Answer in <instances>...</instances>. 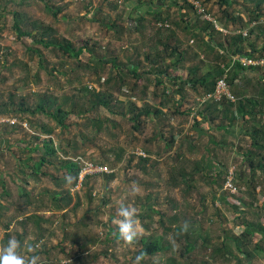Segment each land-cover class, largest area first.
I'll return each mask as SVG.
<instances>
[{
  "label": "rangeland",
  "instance_id": "rangeland-1",
  "mask_svg": "<svg viewBox=\"0 0 264 264\" xmlns=\"http://www.w3.org/2000/svg\"><path fill=\"white\" fill-rule=\"evenodd\" d=\"M111 1L113 0H0V105L9 102L10 93H14L13 101L17 110L15 115L21 124H27L21 125L22 129L16 127L0 133L2 139L0 150L3 151L0 153V177L7 183L4 189L0 182V248H3L9 238H15L20 244L19 254L25 259L37 256V264H137L135 257L142 254L141 239L166 234L165 241L170 249L153 255L142 254L138 264H188V262L202 264L203 261H211L212 251L218 245V236L224 231L226 233L224 240L232 255L238 256L233 238L242 230L244 220L233 219L232 214L238 211L234 207L220 205L214 200L213 196L217 191L212 186L213 175L210 176L209 170L216 158L206 151V147L214 146L210 143L212 138L228 139L229 143H235V139L227 131L216 129L215 125H220L222 121H219L220 124L215 123L213 128L206 126L205 129L208 131L211 129V133L198 138V134L194 133L191 127V118L175 111L179 104L177 105L173 98L167 102L163 96L164 88L172 87L173 83L165 77H157L153 71L160 67L163 70L172 63L167 61L153 67V62L146 58L147 53L151 55V60H156L154 54L156 50L161 49L155 34L158 26L154 25L152 16L145 17L147 22L143 33L134 32L128 27L132 25L133 28L136 23L129 18L132 15L134 19L144 15L142 10L145 8L142 6L135 9L137 1L125 0L120 2L121 7L115 12L110 6ZM203 1L207 2L204 5L208 8L209 14L225 29L222 19L226 6L221 5V0ZM235 1L236 15L241 16L239 15L241 13L249 19L250 12L247 7L254 5L247 4L246 0ZM161 5L164 6L163 2L155 1L152 6L156 8ZM169 5V0H165L166 10ZM58 9L61 12L55 16L54 12ZM170 12L174 18H178V7L171 6ZM15 13L23 15V19L26 20L25 29L32 31L35 36L42 33L39 27L51 28L56 31L57 38H65L76 47L84 45L87 49H93L96 53L95 60L103 56L111 58L117 55L119 61L128 66L131 62L127 57L131 56L132 61L138 63L137 73L141 74L142 81L135 80L130 75L125 82V89L119 91L117 87L110 92L113 93V110L120 113L122 109L128 108L131 101L142 107L147 100L153 106V112L158 109L159 113L143 122L140 130L136 131L133 122L119 114H113L105 107L83 116L72 114L67 120L68 127L64 129L57 126L56 121L44 113L34 115L20 111L21 105L24 108L30 105L36 107L42 99L53 96L62 104L64 99L69 97L73 104L77 105V110L83 111L91 107L82 97L83 87L99 88L101 91L103 89L99 86V76L93 67L95 60H92L88 52L78 60L70 59L66 58L63 51L48 49L35 43L33 37L20 39L13 27L16 22ZM110 13L115 15V19H111L118 23L114 29L108 28L111 21L106 16L107 14L111 16ZM184 14L188 15L185 18L191 27L197 25V15L190 6ZM119 16L121 18H118ZM103 18H106V21H103ZM198 24L203 25L202 22ZM167 32L163 30V35ZM222 32L224 35L222 37L220 34L217 35V41L210 37L205 39L217 45L229 33L226 29ZM177 35L185 42L181 51H187L188 56L182 71L176 75L181 73L186 79L194 68H199L202 74L211 70V57L201 41L202 38L191 34L184 36L180 31ZM50 39L48 36L46 42ZM123 68L127 69L126 66ZM107 72L101 71V83L103 79L109 77ZM170 72L173 73V70ZM144 73H152L148 76L150 84L148 79L145 80ZM156 78L161 79V85L157 86ZM240 84L247 85L244 80ZM144 87H148L146 96L143 94ZM185 95L186 100L179 106L180 111L184 112L193 105L194 97H199L190 85L187 86ZM99 119L103 121L102 126L96 122ZM183 124L187 128L186 133H183L185 129ZM49 127L54 129L52 137L59 149L58 160L50 157L56 160V165L59 166L61 162L69 160L79 161L82 165L100 164L107 166L108 173L114 175L113 179H110L111 174L92 176L84 183L79 178L78 185L72 189L69 188L70 185H60L61 192L69 191L73 197L71 205L64 210H56V203L50 201L51 197L46 196L44 192L59 190L56 180L66 179L65 170L57 171L56 167L46 166L43 171L49 172L52 176H40L37 180L30 174L33 162L38 160L37 155H43L32 152L37 144L43 148L44 138L37 141L35 135L46 134L43 132L44 128ZM246 129L252 131L253 125L250 124ZM173 135L175 138H172ZM195 137L201 142L194 151L188 152L187 144ZM241 137L245 138L241 144L249 145L250 138ZM146 151H150L152 156H148ZM212 152L214 156L216 151ZM181 154L183 158L179 159L177 164L174 160L176 156L180 158ZM237 157L229 152L221 156V161L227 165L235 164L240 168L243 160ZM198 166L199 172L194 175ZM182 168L185 172L184 180L178 178V172ZM25 173H29L27 178ZM216 174L218 176V172ZM222 180L221 175L217 181L222 183ZM87 181L94 190L93 199H90ZM183 181L190 182L186 185ZM26 193L37 197L46 196L45 203L25 205L30 200L23 197ZM261 193L264 194L263 184ZM230 202L231 205H235L232 204L235 203L232 200ZM238 202H242V206H235L244 207L241 198H238ZM121 204L135 209L136 219L142 228V234L131 244L119 238L118 228L112 223ZM218 209H222L220 213ZM244 211L245 214L242 216L246 221L253 223L264 221V206L254 204ZM174 213L183 218L178 226L186 225L187 220L191 221L196 214L199 215V222L203 225L211 245L204 248L200 242L193 254H187L182 258L180 254L184 251L185 241L183 238L176 240L174 236L176 226H171L172 223L162 218L172 216ZM147 214L151 215V218L142 221L140 215ZM207 219L212 222H205ZM10 221L13 222L8 228L7 224ZM162 221H165L166 227H172L171 233H166ZM181 235L184 237L183 233ZM28 245L33 246L32 251H29ZM81 245L83 247H80ZM255 245L256 242H249L247 248L251 250ZM251 260L252 264H264V253L255 252ZM237 262V259L232 257L228 263L220 264Z\"/></svg>",
  "mask_w": 264,
  "mask_h": 264
},
{
  "label": "trees",
  "instance_id": "trees-1",
  "mask_svg": "<svg viewBox=\"0 0 264 264\" xmlns=\"http://www.w3.org/2000/svg\"><path fill=\"white\" fill-rule=\"evenodd\" d=\"M122 1L125 0L111 1L110 6L114 9L113 11L118 12L119 8L121 7L120 2ZM130 1L138 2V6L135 9H138L146 5L147 3H155V1H161L165 4V0ZM207 1L209 2V0ZM246 1L247 4L254 5L247 7L248 12H250L249 19H246L245 16H243L241 13L239 14L241 16L236 15L234 8L237 2L235 0H221V5L226 6L225 14L222 20L225 29L228 30L229 33L225 35V38H222L223 41L217 43V45H213L207 42L205 38L210 37L214 41H217V35L220 34V36L222 37L224 35L223 32L218 30V28L213 22L203 20L201 17H199L196 12V8L187 0H169L170 5L167 7V10H161L159 12H147L144 15L137 16L135 19L132 18L134 17V15H132V17L129 18L131 21L134 20L132 22L136 23V26H133V28H131L132 25L128 27V29H132L134 32H144L147 22L145 17L147 15L152 16V20L155 22L154 25L158 26L155 34L158 39V44L161 45V49L156 50L154 54L156 60H151V55L147 53L146 58L148 59V61L153 62V67H158L159 64L161 65V63H165L167 61H170V63H172L166 66V68L163 70L161 67L157 70H153L157 77H165L173 83L172 87H165L162 91L163 96L165 97L167 102L168 99L173 98L174 102H176L177 105L179 104V106H181L187 98L185 95V91L187 90L188 85L191 86V89L196 91L199 97H203L207 94L214 92L217 81L223 78L226 73V70L223 68V65L225 64L227 67H230L233 62V57L235 56H246L251 59L264 58V0ZM204 3L207 4L206 1ZM171 6L178 7L179 19L174 18L171 14ZM189 6L191 9L194 10L198 18L197 25L192 27L188 24L187 19L185 18L188 15L184 14L185 10L187 9V7L189 8ZM99 10L101 11V8H99ZM59 12H61L60 9L56 10V12H54L55 16H57ZM108 14L106 18H109V20L111 21V26L109 25L108 28L114 29L116 28V26H118V23L115 20H112L115 19V15H112L110 13L112 16L111 17ZM15 17L16 22L15 26L13 27H15L20 39L33 37L35 38V43L37 44L43 45L48 49H56L63 51L67 56L66 58L78 60L85 52H88L93 58L92 60L96 59V53L93 49H87L84 45L81 47H76L75 45H73L72 42L65 38L59 39L56 37V31L52 30L51 28L39 27L42 30V33L38 36H35L32 31L25 29L26 20L23 19V15H21L20 13H15ZM106 18H103L102 20L106 21ZM118 18L121 17L119 16ZM122 19L125 20V18ZM116 20L118 21V19ZM255 21L257 23L255 25H252V23ZM199 22H202L203 25L200 26L198 24ZM231 27H233L232 30ZM246 29L249 30L248 35L244 34L243 30ZM163 30L168 31L166 35H163ZM179 31L183 33L184 36L191 34L194 37L202 38L201 41L205 45L206 49L208 50V54L211 57L210 62L212 64V69L209 70L207 73L202 74L199 68H194L193 70H191L190 74L188 75V78L186 79L183 78L181 73L176 75V73L182 71V66L188 56L187 51H181V47L184 45L185 42H183L181 37L177 35ZM48 36H50L51 39L47 40L46 42ZM127 58L128 61L131 62L128 66L123 65V62L119 61L120 58L117 55L111 58L103 56L102 58H98L97 60H95V64H93V67L94 70L96 69L95 73L99 76V81L101 84H99V86L103 89V91H101L99 88H90L91 90L88 87H83V89L81 88L83 94L82 97L84 98L85 103L91 105V107H88V109L79 111L77 110V105L73 104L74 102L71 98H65L64 103L62 104L58 102L59 100L56 99V96H53L47 97L46 99H42L40 104L36 107L30 105L24 108L23 105H21L19 107V110L34 115L38 113H44L50 116L54 121H56L57 126L64 129L68 127L67 120L72 114L76 116H83L86 115L88 112H91L93 110L97 111L98 108L105 107L113 114H119L122 117L126 118L128 121L133 122L134 129L136 131H139L143 122L149 119L152 115H157L159 111L157 109L153 112V106H151V103H149L147 100L142 107L138 106L134 101H131L129 102V106L128 108H126V110L122 109L120 113H117V111L113 110V93L110 92H113L117 87L119 91L125 89V82L130 75L135 80L142 81V76H140L141 74L137 73L139 69L138 63H134L131 59V56H128ZM123 66H126L127 69H124ZM99 69L104 72L108 71L107 73L109 77L103 79V83H101L102 78L100 77L101 71H99ZM170 70H173V73H171ZM230 73L229 74L231 75V78H229V82L238 100L236 102H232L227 98H224V100L220 102L205 104L204 108L199 111L200 119H195L193 126L199 127L203 121L215 123L216 120H220L222 121V123L220 125H217L219 130L227 131L228 134L233 135V137L238 135L240 137L245 136L246 138H250L251 141L249 143V147H247V149L245 150L241 149L243 156V164L240 167L237 180L239 187H241L243 186L242 183L245 182V179L248 178L246 182H248L249 180L250 181L246 185H248V187L250 188L252 187V189H255L254 192H256L258 188V186L255 185L256 182H258L256 178H259L260 181H262L260 183H264V179H261L264 178V68L252 67L250 69H247L241 64V62H237ZM151 74L152 73H144L145 80L148 79V76ZM241 79L245 81V83L247 84L246 86H242L240 84V82L242 81ZM148 81L150 84L151 80L148 79ZM156 84L157 86H159V84L161 85V79L156 78ZM147 89L148 87H144L143 94L145 96ZM249 91L251 92L249 93ZM104 92L108 93L104 94ZM128 94L130 95L129 90ZM9 97V102H4L0 105V116L18 117L17 115H15L17 113V110L15 109L16 103L15 101H13V99H15V94L10 93ZM85 97L89 100H86ZM198 98L195 97V99L192 101V104L197 105ZM179 106L175 108V111H179V113L181 112V114L188 115L186 111H180ZM96 122L101 123V126L103 124V121L101 119L96 120ZM250 124L253 125L252 131L251 129H246V127H248ZM16 127L20 129L23 128L21 127V125H5L2 127L4 130L0 128V132H6L9 129H16ZM238 131L239 133H237ZM43 132L46 134L35 135V139L37 141H40L41 138H44L43 148H40L39 144H37L32 149V152L37 154L41 153L43 155H37L39 156L37 157L38 160L33 162L30 174H33L34 179L36 180L40 176H52L49 172L43 171V169L46 168V166L48 168L53 166L56 167L57 171H59L60 169L65 170L67 177H72L70 182L65 178L56 180V184L59 188H61L60 185H70V189L76 187L79 183L80 173L84 165H82L79 161L74 160L63 161L61 162V165H56V160H58L57 154L59 149L56 147V142L52 137L54 134V129L51 127H49L48 129L44 128ZM172 138H175V135H173ZM0 140L2 139L0 138ZM193 141H195V139L191 138L189 143H192ZM212 143L216 147H219L216 141H212ZM209 149L210 147H206V151L208 153H211ZM50 157H53L56 160H52L50 159ZM178 159L180 158L178 157ZM144 160L146 161V159ZM217 162L219 167L215 166L214 169L210 168V174H212L213 177L217 176L216 172H218V174L220 173L221 176L222 173H224V170L226 171L229 167V164L227 165L223 161L220 162L217 160ZM198 170L199 166L194 172V175L198 174ZM178 173V178L184 180V169L182 168L181 170H179ZM28 174L29 173L24 174L26 178ZM104 174H111L110 179L114 178V175H112V173H102L98 175ZM90 177L92 176H86L82 183H84L86 180H89ZM53 179H55V177H53ZM217 179L218 176L214 180H212V183L215 184L216 188L223 189L225 179L223 178L222 183H218ZM0 182L2 183L5 189L7 187V183L5 182V179L3 177H0ZM183 182L188 185V182L190 181ZM88 184L89 183L87 181L86 185L90 190V199H93L94 190ZM241 191H243V187H241ZM44 193L46 196L51 197L50 201H54V203H56V210L66 209L68 206L71 205L73 201V197L69 191L63 193L58 190H55L53 192H49L48 190ZM49 194L52 195L50 196ZM46 196L40 195V197H37L36 195H30V193H26L23 197L26 199H30L25 203V205L32 206L36 205L37 202H41V204H44ZM222 202L226 206L234 207V209L238 211L239 207L231 205V203L226 197L222 198ZM243 204H246V201H243ZM149 208L152 209L151 206H149ZM175 209L177 210V207H175ZM218 210L220 213L221 210ZM150 218L151 215L149 214L140 215V219L142 221H146ZM162 218L164 220L167 219L169 223H172L171 226H176V231L174 229V236L176 240H181L182 238L184 239L185 248L184 251H182L180 254L182 258H184L187 254H193L198 249L200 242H202L201 244L204 248H208L211 245L210 239L207 237V234L205 235L206 232L203 228V225L199 222V215L196 214L191 219V221L187 220L186 230H183L184 226L177 225L183 219L179 217L177 213H174L172 214V216L168 217L162 216ZM235 218L236 220H244H242V230L233 238L234 245L236 246L239 255H232L230 248L224 240V238L226 237V233L223 231L222 234L218 236V245L212 251L213 255L211 261H203L202 264L228 263L232 259V257L237 259V264H252L251 259L253 258L255 252L260 251L261 253H264V223L247 222L243 218L242 214L239 212H236ZM11 222L13 221H10L7 224L8 228L11 226ZM205 222H212V220L207 219ZM162 223L165 227L164 229L166 233H171L172 227H166L167 224L164 225L165 221H162ZM181 233L184 234V237H181ZM257 234L261 236V240L259 241L256 237ZM165 236L166 234L142 238L140 241L142 245L141 253L146 256L169 250L170 246L165 241ZM252 241L256 242V245L253 249L249 250L247 248V243ZM80 247L83 246L81 245ZM188 264L191 263L188 262Z\"/></svg>",
  "mask_w": 264,
  "mask_h": 264
},
{
  "label": "built area",
  "instance_id": "built-area-1",
  "mask_svg": "<svg viewBox=\"0 0 264 264\" xmlns=\"http://www.w3.org/2000/svg\"><path fill=\"white\" fill-rule=\"evenodd\" d=\"M187 1L196 8V12L199 15V17H201L203 20L213 22L220 31H225V29L220 27L216 18H213L209 14L208 8L204 5L205 3H203L204 2L203 0H187ZM256 23L257 22L255 21L252 23V25H255ZM243 31L245 35L249 34L248 29L243 30ZM237 62H241V64L247 69H250L252 67H263L264 68V58L251 59L246 56L233 57V62L230 67H227L225 64L223 65V68L226 70V73L223 78L217 81L214 92L207 94L201 98H198L197 105L193 104L192 106L188 107L190 118L192 120L200 119L199 111L202 108H204L205 104L212 103V102H220L224 100V98H227L228 100L232 102H236L238 100L228 80L229 73L231 72V70L233 69V67L235 66ZM5 125L27 126L26 123L21 124V122H19L17 117L0 116V128H2ZM239 170L240 168H238V166H236L235 164L230 165L225 172V183L223 186V193H225L228 201L230 202V200H232L233 202H235L232 204H235L238 206L242 204L241 202H238V198H241V192H242L241 187H239L238 180H237ZM108 172H109V169L107 166L100 165V164L87 163L83 166L81 170L80 180L82 182L86 176H93V175H98V174L108 173Z\"/></svg>",
  "mask_w": 264,
  "mask_h": 264
},
{
  "label": "crops",
  "instance_id": "crops-1",
  "mask_svg": "<svg viewBox=\"0 0 264 264\" xmlns=\"http://www.w3.org/2000/svg\"><path fill=\"white\" fill-rule=\"evenodd\" d=\"M155 3H147L146 5H144L143 7L145 8L144 10H142V11H144V14L145 13H147V12H159V11H161V10H166L165 9V4H164V6H158V7H156V8H154L152 5H154ZM138 5V4H137ZM137 5H136V7H137ZM150 5V6H149ZM179 10V9H178ZM195 98V97H194ZM193 101V100H192ZM186 113L188 114V111H186ZM184 116H187V117H190L189 116V114L188 115H186V114H183ZM176 117V116H175ZM177 119H178V117H176ZM220 120H216V122L215 123H219L220 124V122H219ZM191 122H192V119H191ZM215 123H209V122H206V123H201L200 124V126L198 127V128H200V129H202V130H204L206 133H211V129H210V131H208L207 129H205V127L206 126H210L211 128H213L214 127V124ZM186 124V123H185ZM185 124H183L182 126H183V128H185L184 129V132L183 133H186V132H188V131H186V127H185ZM192 126V129H193V131H194V133H196V134H198L197 132H196V130H195V126H193V124H191ZM215 126H217V125H215ZM189 127H190V125H189ZM216 129H218V127H216ZM219 130V129H218ZM186 131V132H185ZM1 133V132H0ZM181 134V133H180ZM180 134H176V135H179V136H182V135H180ZM178 137V136H177ZM205 137V136H204ZM210 137H211V135H210ZM198 138H200L199 136H198ZM212 138V137H211ZM192 139H195V141H193L192 143H188L187 144V146H188V149H187V151L189 152H191V151H194L196 148H197V145L201 142L199 139H196V137L195 138H192ZM213 139V138H212ZM211 139V141H210V143H212V141H216V143H218V145H219V147L217 146H215L213 143V147L212 148H210L209 150L211 151V155H212V157L213 158H216L215 160H213L212 161V164L213 165H211V168L212 169H214V167L215 166H217V167H219L216 163H218L217 162V160L218 161H220L221 162V156L223 155V154H227V153H232V155L233 156H238V157H241L242 158V160H243V156H242V152H241V149H247V147H249V145H247V146H244V144H241V142H243V139H245V138H242V137H240V136H234V138L233 139H235V143H229V140L228 139H221V140H217V139H213L212 140ZM196 140H198V141H196ZM228 141V142H227ZM238 143V144H237ZM184 148H185V145H184ZM184 151V153H185V149L183 150ZM212 151H216V153H215V155L213 156V152ZM0 153H3V151H1L0 150ZM150 151H146V154L148 155V156H152V154L150 153ZM237 157V158H238ZM183 158V155L181 154L180 155V160ZM212 158V159H213ZM178 158H177V156H176V159L174 160V162H176L177 161V164H178ZM233 162H235L234 160H232ZM231 161V162H232ZM210 162H211V158H210ZM231 164H229L228 166H230ZM175 166V165H174ZM225 170H224V173L222 174V178H224L225 179ZM209 174H210V170H209ZM210 176L212 177V174H210ZM220 176V173L218 174V177ZM215 179V177H213L212 178V180H214ZM262 180L264 179V178H261ZM212 180H211V182H212ZM248 180V178L247 179H245V182H243L242 183V185L243 186H241V187H243V191L241 192V199H243V201H246V204H244V207H240V208H238V212L239 213H241L242 215H244L245 214V208H247L248 206H252V205H259V206H264V194L263 193H261V187H262V184L264 185V183H260V182H262V181H260V179L259 178H256V180L258 181V182H256V186H258V188H257V190H256V192H254V190L255 189H252V187L250 188V187H248V185H246L248 182H246ZM212 186H213V188H215V190L217 191V192H215V194H214V196H213V198H214V200L215 201H217L218 202V204L220 203V205L222 204L223 205V202H222V198H224V197H226V195H225V193H223V189L222 188H216L215 187V184H213L212 183ZM61 188H59V190L58 191H61L60 190ZM249 190V191H248ZM248 192H250V193H248ZM217 204V203H216ZM245 205H247V206H245ZM240 206H242V205H240ZM222 210V209H221ZM233 215V219H235V217H236V213H233L232 214ZM223 220V218H221V221ZM247 222H251V223H253V221H247ZM260 223V222H259ZM262 223H264V221H262ZM257 238L258 237H260V238H258V241L259 240H261V236L260 235H258L257 234V236H256ZM218 264H220V263H218Z\"/></svg>",
  "mask_w": 264,
  "mask_h": 264
},
{
  "label": "clouds",
  "instance_id": "clouds-1",
  "mask_svg": "<svg viewBox=\"0 0 264 264\" xmlns=\"http://www.w3.org/2000/svg\"><path fill=\"white\" fill-rule=\"evenodd\" d=\"M187 111L190 116L189 108ZM194 121L195 120H192L193 125ZM71 179L72 177L70 176L66 177V180L69 182ZM112 223L118 228L119 238L127 244H131L142 234V228L136 219L135 209L132 207L121 204L116 210V215L113 218ZM186 228L187 225H184L183 230H186ZM19 248V242L15 238H9L3 248H0V264H37V256L33 255L29 259H25V257L19 254ZM28 249L29 251H32L33 246L28 245ZM141 258L142 254H138L135 257V262L138 264Z\"/></svg>",
  "mask_w": 264,
  "mask_h": 264
},
{
  "label": "water",
  "instance_id": "water-1",
  "mask_svg": "<svg viewBox=\"0 0 264 264\" xmlns=\"http://www.w3.org/2000/svg\"><path fill=\"white\" fill-rule=\"evenodd\" d=\"M195 130L198 133L199 137H201L202 135H206L207 134L204 130H202V129L198 128V127H196Z\"/></svg>",
  "mask_w": 264,
  "mask_h": 264
}]
</instances>
